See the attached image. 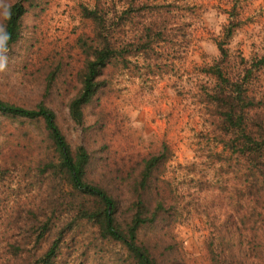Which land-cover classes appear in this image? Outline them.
Returning <instances> with one entry per match:
<instances>
[{
  "label": "rangeland",
  "instance_id": "rangeland-1",
  "mask_svg": "<svg viewBox=\"0 0 264 264\" xmlns=\"http://www.w3.org/2000/svg\"><path fill=\"white\" fill-rule=\"evenodd\" d=\"M18 1L0 0V26L7 8ZM233 6L231 0H33L19 40L4 53L6 69L0 72V100L52 111L71 151L83 146L90 154L89 180H101L105 165L111 174L118 171L120 157L126 158L127 170L133 173L131 162L167 144L172 153L169 176L192 194L184 200L190 202L186 211L191 214L184 213L175 234L185 258L195 263L204 258L211 234L208 225L221 217L223 204L215 196H224L230 178L221 175L224 172L212 160L214 117L204 100L215 84L206 70L219 59L217 42L223 40ZM83 8L103 10L110 27L121 33L119 40L130 39L161 14L164 39L152 46L156 55L139 54L133 48L132 57L110 65L100 78L99 92L84 108L83 125L77 126L69 119L68 105L81 89L87 60L81 44L96 42L94 23L83 18ZM236 13L240 25L226 48L231 76L243 83L244 70L264 54V0H240ZM247 87L264 105V66L244 82ZM47 137L42 120L0 114L2 240L22 237L31 226L38 232L35 216L48 226L72 219L68 213L73 197L66 175L55 170L46 176L48 169L43 171L44 163L40 164L46 157L58 161L49 153ZM209 180L217 182L214 188L210 183L212 190H207ZM144 234L152 239L157 230ZM50 237L44 234L43 247ZM127 260L122 250L100 243L95 228L78 223L65 237L56 264H127Z\"/></svg>",
  "mask_w": 264,
  "mask_h": 264
},
{
  "label": "trees",
  "instance_id": "trees-1",
  "mask_svg": "<svg viewBox=\"0 0 264 264\" xmlns=\"http://www.w3.org/2000/svg\"><path fill=\"white\" fill-rule=\"evenodd\" d=\"M32 1L21 0L7 8L9 18L4 15L2 23L10 35L5 45L7 50L19 40L23 17ZM231 1L234 6L229 12L230 21L223 40L217 42L219 59L206 70L215 84L204 100L214 117L212 160L219 166L218 171L224 172L221 175L230 178L222 190L224 196H215L223 207L221 217L208 225L211 234L202 262L185 258L175 234L184 215L191 214L186 211L190 202L184 200L186 194L189 198L192 194L182 190L176 178L169 176L172 153L167 144L131 162L136 173L134 170L130 173L129 162L120 157L119 170L111 174L108 165L102 166L103 177L95 182L88 179L90 154L83 146L71 151L52 111L42 105L24 109L0 100V114L43 121L49 153L52 157L56 155L58 161L46 157L40 164L44 163L43 171L48 169L46 176L55 170L65 174L73 197L69 221L48 226L35 216L38 232L31 226L22 237L0 239V264H56L65 237L78 223L95 228L100 243L122 250L127 264H264V111H257L264 105L248 92V87L244 88V82L253 78V71L264 66V54L244 70L243 83L232 78L226 45L240 25L236 13V3L240 0ZM82 15L94 23L96 42L90 46L86 42L81 44L87 56L81 89L68 105L69 119L77 126L83 125L84 108L99 92L100 78L110 65L132 57L133 48L139 54L156 55L152 46L164 39L165 19L159 14L158 21L145 24L130 39L119 40L121 33L110 27V19L103 10L83 8ZM210 183L214 188L217 182L209 180L207 190L211 189ZM186 187L192 186L186 184ZM152 229L157 230V235L150 239L144 232ZM44 234L54 238L50 237L51 241L43 247ZM30 249L35 252L31 254Z\"/></svg>",
  "mask_w": 264,
  "mask_h": 264
},
{
  "label": "clouds",
  "instance_id": "clouds-1",
  "mask_svg": "<svg viewBox=\"0 0 264 264\" xmlns=\"http://www.w3.org/2000/svg\"><path fill=\"white\" fill-rule=\"evenodd\" d=\"M5 18H9L8 13H5ZM10 39V35L5 32V29L0 26V72L5 71L7 64V57L4 55L6 53V41Z\"/></svg>",
  "mask_w": 264,
  "mask_h": 264
}]
</instances>
